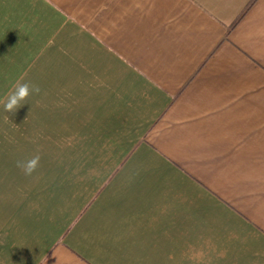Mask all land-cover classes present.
<instances>
[{
  "label": "crops",
  "instance_id": "1",
  "mask_svg": "<svg viewBox=\"0 0 264 264\" xmlns=\"http://www.w3.org/2000/svg\"><path fill=\"white\" fill-rule=\"evenodd\" d=\"M0 56L67 153L0 146V264H264V0H0Z\"/></svg>",
  "mask_w": 264,
  "mask_h": 264
},
{
  "label": "rangeland",
  "instance_id": "2",
  "mask_svg": "<svg viewBox=\"0 0 264 264\" xmlns=\"http://www.w3.org/2000/svg\"><path fill=\"white\" fill-rule=\"evenodd\" d=\"M1 73L2 72L0 71V74ZM11 89L12 86H0V101H2L6 97L7 93ZM11 114L12 117L10 119H6L7 113L4 111L3 103H0V130L2 131L4 127L6 128L5 134L0 133V146H2V144L4 143L9 142L12 146V154H15L12 157L24 159L33 154H36L37 152L40 154L41 159L67 157V153L65 150H52L53 146L49 145L50 135H40L39 133L29 135L19 134L20 120L17 117L16 111L14 113L11 112ZM57 139L55 140V143H60L61 139L59 136L57 137ZM33 141L35 142L33 143ZM15 151H18L17 154Z\"/></svg>",
  "mask_w": 264,
  "mask_h": 264
},
{
  "label": "clouds",
  "instance_id": "3",
  "mask_svg": "<svg viewBox=\"0 0 264 264\" xmlns=\"http://www.w3.org/2000/svg\"><path fill=\"white\" fill-rule=\"evenodd\" d=\"M41 89L38 85L25 81L22 77L15 82L12 89L7 93L6 97L0 101L3 103L4 111L15 112L22 102H24L30 95H39ZM35 141H33L34 143ZM41 156L37 152L29 157L16 161V167L20 169L25 176H31L40 166Z\"/></svg>",
  "mask_w": 264,
  "mask_h": 264
}]
</instances>
